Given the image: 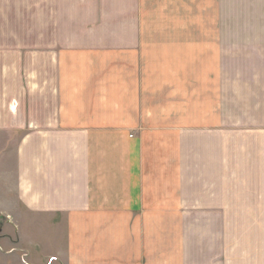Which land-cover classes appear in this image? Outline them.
I'll return each mask as SVG.
<instances>
[{
  "label": "crops",
  "instance_id": "0c3cea01",
  "mask_svg": "<svg viewBox=\"0 0 264 264\" xmlns=\"http://www.w3.org/2000/svg\"><path fill=\"white\" fill-rule=\"evenodd\" d=\"M0 264H264V0H0Z\"/></svg>",
  "mask_w": 264,
  "mask_h": 264
},
{
  "label": "rangeland",
  "instance_id": "374dc122",
  "mask_svg": "<svg viewBox=\"0 0 264 264\" xmlns=\"http://www.w3.org/2000/svg\"><path fill=\"white\" fill-rule=\"evenodd\" d=\"M195 56H189V58L191 59V58H194ZM222 59H223V63H227L228 61H229V56H223L222 57ZM222 104V107H221V109H222V112L224 111V112H226L227 113V107H225V105L223 104V103H221ZM194 107H195V105H194ZM13 109H15V106L13 107ZM189 122L190 123H192V124H194V126H195V119H190L189 120ZM218 122H220V120H218ZM221 126L222 127H220L219 129H220V131H221V137H220V142H221V144L223 145V143L225 142V141H228V133L227 132H224V131H228V129L230 128V126H234V124H232V125H229V120L228 119H226V118H222L221 119ZM2 138H3V141H5V140H8V144H10V143H12L13 142V145H12V149L14 150L15 149V143H16V141H17V139H15V137L13 136H2ZM193 138H195V136L194 137H191L190 138V144L191 145H189V152H190V156L191 157H194V154H191L192 152H193V150L195 149V144H197V142L198 141H196V138L195 139H193ZM200 141V140H199ZM202 142H204L203 140H201ZM217 141H219V140H217V139H215V142H217ZM222 147H224V146H222ZM7 153V152H6ZM8 153L10 154V151L8 150ZM5 155V154H4ZM5 157V156H4ZM1 187H3L2 185H1ZM10 202H14L13 201V199L11 198L10 199ZM9 205V204H8ZM225 222L227 223L228 222V219H227V217H226V219H225ZM224 222L223 221H221V222H219V224H220V226L222 227V232H221V235H222V242H223V240H224V237H228V224H223ZM241 240V239H240ZM242 241V240H241ZM241 247V246H240Z\"/></svg>",
  "mask_w": 264,
  "mask_h": 264
}]
</instances>
